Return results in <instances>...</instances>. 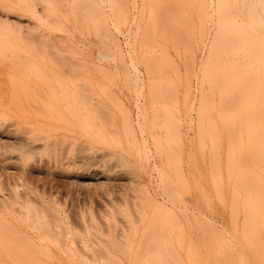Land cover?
Segmentation results:
<instances>
[{
  "label": "rangeland",
  "instance_id": "1",
  "mask_svg": "<svg viewBox=\"0 0 264 264\" xmlns=\"http://www.w3.org/2000/svg\"><path fill=\"white\" fill-rule=\"evenodd\" d=\"M215 3L0 0L1 238L40 244L55 264L64 251L76 264H100L106 252L128 264L116 242L140 239L162 208L180 257L227 225L230 264L245 260L244 197L264 195V27L241 24L247 35L227 53L247 77L224 136L218 101L200 110ZM226 139L227 218L211 189Z\"/></svg>",
  "mask_w": 264,
  "mask_h": 264
},
{
  "label": "bare ground",
  "instance_id": "2",
  "mask_svg": "<svg viewBox=\"0 0 264 264\" xmlns=\"http://www.w3.org/2000/svg\"><path fill=\"white\" fill-rule=\"evenodd\" d=\"M261 10H264V0H216L215 3L216 26L207 54L210 62L205 65L202 73L204 81L200 84L202 89L207 84L210 90L207 91L208 95L200 97V110L206 108L205 102L209 97H211V105L218 101V112H221L222 115L224 136H227V121L233 108L232 105L237 103L236 95L239 92L242 93L241 90H243L242 87L237 91L240 79L243 80V78L247 77L244 73H234L233 70L236 67L227 66V53L232 49V44L238 38L243 40V36L247 35L242 25L247 27V23L252 21V24L255 25L254 21H256V25L258 22L260 23L257 25L258 27H264V19L261 21L262 17L260 16V13L263 16L264 11L261 12ZM240 15L242 16L241 18L239 17ZM239 27L243 33L239 36L234 35L235 30ZM102 55L104 58L108 56V54ZM261 69L264 70V64ZM262 143H264V133ZM223 149L224 156L222 158L218 154L212 156L213 177L211 179V189L212 198L218 202L219 208L224 210L227 218V167L229 168L227 164V139L223 142L222 152ZM262 150L264 151V147ZM171 165V161L167 160L166 166L170 168ZM181 188L185 190L184 187ZM179 196H181L180 191L176 193V197ZM202 196L204 199V193H202ZM263 206L264 195L259 196L248 190L244 197V207L246 208L244 219L245 260H239L233 264H259L261 262V246L258 237L261 233L260 209ZM30 215L32 214L27 211V225L34 227L39 221L37 217ZM151 216L145 222L140 239L137 240V238L128 233L122 243L116 242L120 254L126 258L128 264H230L227 252V225L222 230L211 229L210 235L207 234L209 235L208 241L200 237L199 242H195L196 244L187 245L184 255L180 257L177 252L172 251L171 239L169 234H167L169 229L172 228V220L168 211L158 208L156 212L152 211ZM1 223L2 219L0 218ZM205 226L206 224L204 227L202 225V228H206ZM14 238L21 243L19 245L17 243L13 244L0 236V248L9 249L0 251V264H55L54 261L46 259H52V256L40 244L26 241L19 235H15ZM180 240L178 239L177 241L179 248L183 246ZM183 244L185 243L183 242ZM64 253L63 261H59L58 264H76L71 252L64 251ZM113 257L109 252H106L99 260V263L118 264L113 261Z\"/></svg>",
  "mask_w": 264,
  "mask_h": 264
}]
</instances>
